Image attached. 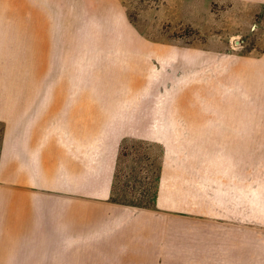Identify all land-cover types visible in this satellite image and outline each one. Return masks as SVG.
I'll return each instance as SVG.
<instances>
[{
    "label": "crops",
    "instance_id": "1",
    "mask_svg": "<svg viewBox=\"0 0 264 264\" xmlns=\"http://www.w3.org/2000/svg\"><path fill=\"white\" fill-rule=\"evenodd\" d=\"M66 1L109 36L127 28L139 40L105 51L167 52L120 0ZM217 1L162 3L208 16ZM41 2L0 0V264H264V124L170 123L167 108L138 107L132 94L69 90L88 82L98 49L42 29ZM147 115L166 119L137 118ZM127 137L162 147L151 207L112 200Z\"/></svg>",
    "mask_w": 264,
    "mask_h": 264
},
{
    "label": "rangeland",
    "instance_id": "2",
    "mask_svg": "<svg viewBox=\"0 0 264 264\" xmlns=\"http://www.w3.org/2000/svg\"><path fill=\"white\" fill-rule=\"evenodd\" d=\"M52 1L41 2L42 29L68 30L73 44L98 49L89 51L88 82L70 84L69 90L132 94L138 107L167 108L170 123L264 124V6L218 0L203 16L168 11L162 0H120L144 41L165 45L167 52L150 56L142 51H105L110 43L139 40L127 28L121 31L125 37L109 36L101 17L82 15L80 5L66 0ZM42 74L49 75V69H42ZM60 86L64 85L57 89ZM43 88L48 90L49 85L42 82ZM137 118L147 123L166 119ZM125 140L112 200L151 207L162 147L141 138ZM73 264L97 261L74 257Z\"/></svg>",
    "mask_w": 264,
    "mask_h": 264
},
{
    "label": "trees",
    "instance_id": "3",
    "mask_svg": "<svg viewBox=\"0 0 264 264\" xmlns=\"http://www.w3.org/2000/svg\"><path fill=\"white\" fill-rule=\"evenodd\" d=\"M124 141H126L125 139L122 140L121 142V146H120V153H121V149H122V145L124 143ZM120 153H119V156H120ZM114 184H115V177H114ZM113 191H114V188H113Z\"/></svg>",
    "mask_w": 264,
    "mask_h": 264
}]
</instances>
